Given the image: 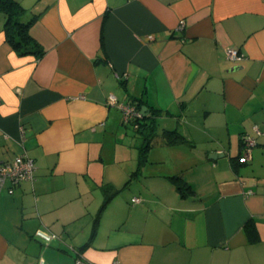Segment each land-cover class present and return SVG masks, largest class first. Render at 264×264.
<instances>
[{"label": "crops", "instance_id": "0c3cea01", "mask_svg": "<svg viewBox=\"0 0 264 264\" xmlns=\"http://www.w3.org/2000/svg\"><path fill=\"white\" fill-rule=\"evenodd\" d=\"M16 1L42 54L0 13V163L35 172L0 191V264H264V0Z\"/></svg>", "mask_w": 264, "mask_h": 264}, {"label": "built area", "instance_id": "2783aa9c", "mask_svg": "<svg viewBox=\"0 0 264 264\" xmlns=\"http://www.w3.org/2000/svg\"><path fill=\"white\" fill-rule=\"evenodd\" d=\"M152 38L151 35L148 36ZM226 58L231 61H240L244 59V54L237 48H227L225 50ZM107 104L119 108L123 114L125 121H132L135 128L139 127V121L142 119V113L138 111L136 105L132 102H121L114 94H109ZM21 133H24V128H20ZM255 145V140L250 136L243 137V154L239 156V162H246L250 158L252 147ZM35 164L34 160L26 153L18 154L14 159L0 163V191L4 188L9 193L13 192L16 185L24 180L32 181L34 179ZM138 197L132 198V202H139ZM34 236L45 244H50L54 239H57L54 233L38 228ZM42 264V261L40 262ZM76 264H83L79 258L76 259Z\"/></svg>", "mask_w": 264, "mask_h": 264}, {"label": "trees", "instance_id": "16d2710c", "mask_svg": "<svg viewBox=\"0 0 264 264\" xmlns=\"http://www.w3.org/2000/svg\"><path fill=\"white\" fill-rule=\"evenodd\" d=\"M24 8L16 0H0V13L4 15L3 30L6 41L11 45V47L20 55L35 54L40 56L42 50L40 46L36 43L35 39L28 32V26L30 22H25L22 20L24 15ZM139 109V103L136 101H131ZM147 125H152L153 122L149 120V116L142 114V119L139 121V127ZM164 136L169 142H181L184 138L179 135L174 130H165ZM243 147V138L241 140ZM145 148V147H144ZM239 158V157H238ZM173 179L180 180V176H173ZM178 189L182 192L189 190L190 186L186 182L179 184Z\"/></svg>", "mask_w": 264, "mask_h": 264}, {"label": "rangeland", "instance_id": "374dc122", "mask_svg": "<svg viewBox=\"0 0 264 264\" xmlns=\"http://www.w3.org/2000/svg\"><path fill=\"white\" fill-rule=\"evenodd\" d=\"M130 130H131V131H130V134L132 135V133H133V129H132L131 127H130ZM132 136H133V135H132Z\"/></svg>", "mask_w": 264, "mask_h": 264}, {"label": "water", "instance_id": "95a60500", "mask_svg": "<svg viewBox=\"0 0 264 264\" xmlns=\"http://www.w3.org/2000/svg\"><path fill=\"white\" fill-rule=\"evenodd\" d=\"M231 69H233V68H231Z\"/></svg>", "mask_w": 264, "mask_h": 264}]
</instances>
